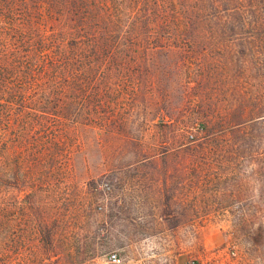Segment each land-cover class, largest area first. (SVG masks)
Returning <instances> with one entry per match:
<instances>
[{
  "label": "trees",
  "instance_id": "trees-1",
  "mask_svg": "<svg viewBox=\"0 0 264 264\" xmlns=\"http://www.w3.org/2000/svg\"><path fill=\"white\" fill-rule=\"evenodd\" d=\"M175 48L193 55L178 66L227 79L207 89L201 140L182 151L200 162L252 161L249 177L264 191V0H0V264L57 263L56 230L39 226L40 243L29 249L28 227L18 228L3 192L68 162L71 127L106 128L107 99L135 95L149 54ZM255 203L262 229L264 197Z\"/></svg>",
  "mask_w": 264,
  "mask_h": 264
},
{
  "label": "rangeland",
  "instance_id": "rangeland-1",
  "mask_svg": "<svg viewBox=\"0 0 264 264\" xmlns=\"http://www.w3.org/2000/svg\"><path fill=\"white\" fill-rule=\"evenodd\" d=\"M149 56L136 94L107 99L114 114L106 128L71 127L63 147L68 162L44 165L42 182L3 192L4 203L15 204L18 228L28 227L27 246L35 251L36 229L46 225L56 230L55 264H113V253L121 264H264L255 203L264 191L249 177L256 165L200 162L182 151L201 140L197 127L213 94L206 92L227 79L178 66L193 56L184 50ZM260 142L264 149V137ZM27 246L19 251L26 255Z\"/></svg>",
  "mask_w": 264,
  "mask_h": 264
},
{
  "label": "built area",
  "instance_id": "built-area-1",
  "mask_svg": "<svg viewBox=\"0 0 264 264\" xmlns=\"http://www.w3.org/2000/svg\"><path fill=\"white\" fill-rule=\"evenodd\" d=\"M109 260L113 264H121L122 259L117 253H113L109 256ZM192 264H215L213 261H205V262H193Z\"/></svg>",
  "mask_w": 264,
  "mask_h": 264
},
{
  "label": "crops",
  "instance_id": "crops-1",
  "mask_svg": "<svg viewBox=\"0 0 264 264\" xmlns=\"http://www.w3.org/2000/svg\"><path fill=\"white\" fill-rule=\"evenodd\" d=\"M178 264H180V263H178Z\"/></svg>",
  "mask_w": 264,
  "mask_h": 264
}]
</instances>
